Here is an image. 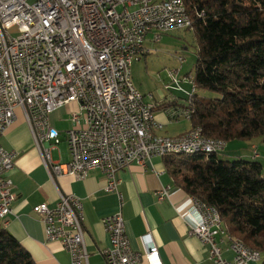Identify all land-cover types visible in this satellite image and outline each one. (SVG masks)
I'll use <instances>...</instances> for the list:
<instances>
[{
	"label": "built area",
	"instance_id": "2783aa9c",
	"mask_svg": "<svg viewBox=\"0 0 264 264\" xmlns=\"http://www.w3.org/2000/svg\"><path fill=\"white\" fill-rule=\"evenodd\" d=\"M191 19L182 0H0V137L16 119L20 109L53 182L63 175L82 180L91 171L104 174V191L117 195L119 209L102 219L110 246L101 251L105 264H140L127 238L120 208L122 197L115 175L131 164L145 167L158 152L175 147H203L197 134L176 137L175 141L151 139L144 135L143 121L157 122L152 95H142L132 84L131 66L150 53L144 46L147 35L158 43L161 35L188 30ZM183 63V59H178ZM186 91L178 79L166 90L182 93L187 106L196 90L192 78ZM131 82V89H124ZM135 96L148 99V111H139ZM70 103L79 106L71 121L82 117L83 126L66 132L69 161L52 163L49 143L59 144V133L49 124V115ZM191 111L173 109L169 120L190 121ZM162 128V124L157 122ZM220 155L224 148L210 147ZM253 157L257 152L253 150ZM16 153L0 146V219L12 214L15 200L7 174ZM168 188L157 194L167 197ZM40 217L45 239L57 241L67 251L70 264H88L81 199L58 193L53 208L41 203L32 208ZM187 216L193 221L189 235L208 247L213 264H248L256 258L244 251L228 261L215 214H207L192 203ZM146 255L158 259L159 252L150 234L144 236ZM261 258V257H260Z\"/></svg>",
	"mask_w": 264,
	"mask_h": 264
},
{
	"label": "crops",
	"instance_id": "0c3cea01",
	"mask_svg": "<svg viewBox=\"0 0 264 264\" xmlns=\"http://www.w3.org/2000/svg\"><path fill=\"white\" fill-rule=\"evenodd\" d=\"M153 44L152 35H147L145 48L150 49ZM153 103L155 120L162 124L156 135L176 138L191 130L189 121L183 118L175 123L181 125L178 130H165L174 123L169 120L171 110H183L187 107L185 96L179 100L167 101L160 94L159 100L153 97ZM78 112L79 106L70 103L52 112L49 115V124L64 138L68 130L83 126L82 117L76 123L71 121V114ZM15 115L14 122L0 137V146L6 151L16 153L14 167L7 174L15 194L11 206L12 214L0 219V227L6 229L20 243L35 264H70L69 254L60 243L45 239L41 219L33 213L32 208L41 203L53 208L58 201V193L75 196L81 199L83 205L88 264H105L101 251L108 248L110 242L101 221L118 211L117 195L104 191L106 179L98 170L89 172L82 180L63 175L54 177L52 182L22 111L17 109ZM60 146L54 158H51L49 152L52 163L64 164L69 161L66 143H60ZM254 149L257 152L255 158L252 154ZM218 157L224 160L257 161L262 166L264 176V137L228 142ZM165 158H153L145 167L131 164L115 175L119 181L118 191L122 197L120 211L130 247L141 255L140 264H213L208 259V247L189 235V226L193 225V221L186 213L192 206V197L174 185ZM162 188H168L167 197L158 201L156 194ZM148 234L156 243L158 259L146 255L144 236ZM221 240L224 242L221 244L222 257L231 261L234 255L225 250L226 239ZM248 264H262V260Z\"/></svg>",
	"mask_w": 264,
	"mask_h": 264
},
{
	"label": "trees",
	"instance_id": "16d2710c",
	"mask_svg": "<svg viewBox=\"0 0 264 264\" xmlns=\"http://www.w3.org/2000/svg\"><path fill=\"white\" fill-rule=\"evenodd\" d=\"M197 44L185 107L190 129L225 144L264 137V0H182ZM204 92L214 96L203 95ZM175 186L214 208L226 232L260 253L264 264V176L257 161L217 154L170 155ZM0 264H35L0 227Z\"/></svg>",
	"mask_w": 264,
	"mask_h": 264
},
{
	"label": "rangeland",
	"instance_id": "374dc122",
	"mask_svg": "<svg viewBox=\"0 0 264 264\" xmlns=\"http://www.w3.org/2000/svg\"><path fill=\"white\" fill-rule=\"evenodd\" d=\"M149 50L148 55L133 62L131 66L132 84L142 95H152L155 100H159L160 94L165 96L167 101L170 99L179 100L184 96L182 93L166 90L165 87H175L172 79L176 76L183 90L188 91L191 88L188 77H193V68L197 58V44L193 32L181 30L163 34L159 42L150 46ZM179 58L183 59L182 64L179 63ZM203 95L214 96L209 92H204ZM180 126V124L173 123L165 130L167 132L175 131ZM58 140L59 144L57 145L53 142L49 143L51 158H54L57 150H60V143L65 145L66 134L64 138L59 135ZM223 225L225 226L224 223Z\"/></svg>",
	"mask_w": 264,
	"mask_h": 264
},
{
	"label": "bare ground",
	"instance_id": "6f19581e",
	"mask_svg": "<svg viewBox=\"0 0 264 264\" xmlns=\"http://www.w3.org/2000/svg\"><path fill=\"white\" fill-rule=\"evenodd\" d=\"M124 89H131V82H124ZM135 105H139V111H148V102L146 103L145 99H143L142 96H135ZM160 129L161 127L157 125V122H152L151 120L143 121V130L145 136H150L151 139L175 141L176 138L156 135L155 134L156 131ZM187 133L188 134L196 133L197 139L199 143L203 145V147H192V148L175 147V148L163 149L161 152H158V157L163 158V157H167V155H173V154L190 155V156L201 154L208 156L214 154V149L210 147L225 148L224 142L205 138L202 135V132L199 128L191 129ZM192 203H195L196 207L203 209L207 214H215L216 224H218L219 237H221V239L225 238L226 242H230V247L232 250L244 251L248 257L256 258L254 262L259 261L261 259L260 253L249 249L248 247H246L237 239L233 238L224 230L219 214L214 208L204 205L195 198H192Z\"/></svg>",
	"mask_w": 264,
	"mask_h": 264
}]
</instances>
